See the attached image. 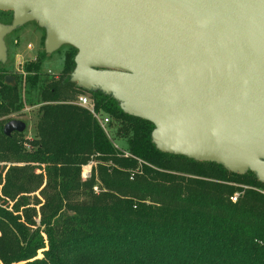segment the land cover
Listing matches in <instances>:
<instances>
[{"label":"trees","instance_id":"1","mask_svg":"<svg viewBox=\"0 0 264 264\" xmlns=\"http://www.w3.org/2000/svg\"><path fill=\"white\" fill-rule=\"evenodd\" d=\"M74 58L42 88L33 137L4 134L22 105L18 83L0 77V264H264V183L161 152L151 122L90 92L97 110L126 118L129 154L117 150L73 103L86 92L70 80Z\"/></svg>","mask_w":264,"mask_h":264},{"label":"water","instance_id":"2","mask_svg":"<svg viewBox=\"0 0 264 264\" xmlns=\"http://www.w3.org/2000/svg\"><path fill=\"white\" fill-rule=\"evenodd\" d=\"M0 11L13 15L0 63L6 37L35 22L47 56L77 50L70 80L151 122L158 150L264 183V0H0ZM26 126L10 120L4 134Z\"/></svg>","mask_w":264,"mask_h":264},{"label":"rangeland","instance_id":"3","mask_svg":"<svg viewBox=\"0 0 264 264\" xmlns=\"http://www.w3.org/2000/svg\"><path fill=\"white\" fill-rule=\"evenodd\" d=\"M12 12L0 11V22L10 23ZM45 30L37 23L30 22L10 33L6 37L8 46V59L5 64L0 63V77L11 76L18 83L21 109L12 111L4 116L5 124L13 119L22 120L26 123V130L22 133L26 137L35 135L36 123L40 117L41 90L45 83L61 75L67 57H75L77 50L70 45H64L50 56L46 55L44 41ZM31 44L32 48L28 45ZM38 63V69H29V65ZM40 75V81L30 86L29 75ZM87 93V92H83ZM89 94V93H87ZM91 96V95H90ZM110 122L105 127V133L114 147L122 153L129 154L127 138L129 134L124 130L126 118L112 115ZM264 190V187L262 188Z\"/></svg>","mask_w":264,"mask_h":264},{"label":"built area","instance_id":"4","mask_svg":"<svg viewBox=\"0 0 264 264\" xmlns=\"http://www.w3.org/2000/svg\"><path fill=\"white\" fill-rule=\"evenodd\" d=\"M29 48H32V45H28ZM74 104H77L85 109H87L93 117L97 120L99 125L105 130V127L110 122V116L104 110H97L96 109V101L95 99L87 93H80L76 96L75 100L73 101ZM239 197V193H236L231 200L236 202Z\"/></svg>","mask_w":264,"mask_h":264}]
</instances>
